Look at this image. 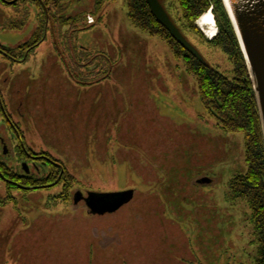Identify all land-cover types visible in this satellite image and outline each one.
<instances>
[{
	"label": "rangeland",
	"instance_id": "374dc122",
	"mask_svg": "<svg viewBox=\"0 0 264 264\" xmlns=\"http://www.w3.org/2000/svg\"><path fill=\"white\" fill-rule=\"evenodd\" d=\"M159 1L204 61L231 77L222 50L183 30L177 0ZM63 4L59 16L86 20L64 26L50 12L27 61L0 54L7 113L35 151L19 156V133L3 117L0 159L20 176L51 175L36 190L0 174V264H254L251 210L230 189L248 171L244 134L218 126L183 60L132 23L124 0ZM39 13L32 0L0 2V44L29 42ZM41 152L74 180L50 171ZM91 193L132 198L95 215L76 203Z\"/></svg>",
	"mask_w": 264,
	"mask_h": 264
},
{
	"label": "trees",
	"instance_id": "16d2710c",
	"mask_svg": "<svg viewBox=\"0 0 264 264\" xmlns=\"http://www.w3.org/2000/svg\"><path fill=\"white\" fill-rule=\"evenodd\" d=\"M23 1L24 0L12 1L15 3L11 6L17 7ZM124 1L127 4L128 15L132 23L142 32L165 41L171 48L174 56L177 59L183 60L187 72L193 75L197 80L200 98L204 107L209 114L217 120L218 126L226 132L244 134L245 156L248 171L244 175L236 176L230 182L231 197L236 201H246L251 210V223L254 228L255 236L253 242L257 245L254 264H264V138L259 110L248 68L222 1L177 0L182 11V20L184 23L183 30H188L204 38L206 43L211 47L222 50L232 62L233 75L231 77L227 76L219 69L210 66L205 61L198 60L193 54L182 47L171 33L156 19L147 0ZM0 2L3 5H8L2 0H0ZM32 2L36 3L38 9L42 13V17H40V13L39 17L44 19L41 22L42 25L38 26L34 37L29 42L16 48L0 44V54L14 62L27 61L32 54H35L38 46L44 41L45 34L48 33L47 20L51 17L50 12H58V16H54H56L57 22L64 26L86 20L83 14L70 18L59 16L60 13L65 11L63 0H36ZM97 4L99 7L102 5L100 2ZM210 9H212L219 27L218 35L211 40L204 37L196 24L199 18ZM23 25L24 24L21 26ZM180 31L182 32L181 29ZM3 117L9 124L16 128L19 133L18 141L20 146L17 147L19 156L25 155L29 158L32 154L34 155L35 151L25 144L22 132L12 122L8 115L0 93V120ZM40 155L44 157L41 158V160L46 162L47 166L50 165V167L66 169L62 162L54 159L49 154L41 152ZM49 158L53 160L50 161ZM0 172L3 179L6 178V180L10 182H13L12 180L17 181L16 185L23 188L28 186V188L33 187V189L36 190H43L47 182L51 180V175L47 176L48 179L20 176L18 172L10 168V166L1 159ZM63 173L68 174L70 179L74 180L73 175L69 171H63Z\"/></svg>",
	"mask_w": 264,
	"mask_h": 264
},
{
	"label": "water",
	"instance_id": "95a60500",
	"mask_svg": "<svg viewBox=\"0 0 264 264\" xmlns=\"http://www.w3.org/2000/svg\"><path fill=\"white\" fill-rule=\"evenodd\" d=\"M6 1V0H3ZM233 26L243 53L259 110L264 138V0H221ZM156 19L171 33L182 47L198 60L204 61L197 49L173 23L159 0H147ZM12 4V2L10 3ZM132 198V193H91L85 202L92 214L102 215L121 209ZM82 200L76 198V203Z\"/></svg>",
	"mask_w": 264,
	"mask_h": 264
},
{
	"label": "bare ground",
	"instance_id": "6f19581e",
	"mask_svg": "<svg viewBox=\"0 0 264 264\" xmlns=\"http://www.w3.org/2000/svg\"><path fill=\"white\" fill-rule=\"evenodd\" d=\"M197 25L203 30L205 35L210 39L214 38L217 33V24L215 23L212 12L205 13L197 22Z\"/></svg>",
	"mask_w": 264,
	"mask_h": 264
},
{
	"label": "flooded vegetation",
	"instance_id": "af4514ba",
	"mask_svg": "<svg viewBox=\"0 0 264 264\" xmlns=\"http://www.w3.org/2000/svg\"><path fill=\"white\" fill-rule=\"evenodd\" d=\"M25 1V0H24ZM32 1H36V0H32ZM48 22V20H47ZM50 171H69L67 168L66 169H60V168H55L54 170L52 169H49ZM24 171H26V173L29 175L30 174V170L29 168H27L26 166H24ZM46 171V170H45ZM30 176V175H29ZM81 201H84L85 202V198L82 199ZM86 203V202H85ZM87 205V204H86ZM88 207V206H87ZM89 209V208H88Z\"/></svg>",
	"mask_w": 264,
	"mask_h": 264
},
{
	"label": "built area",
	"instance_id": "2783aa9c",
	"mask_svg": "<svg viewBox=\"0 0 264 264\" xmlns=\"http://www.w3.org/2000/svg\"><path fill=\"white\" fill-rule=\"evenodd\" d=\"M93 22H94L93 18H89V23H93Z\"/></svg>",
	"mask_w": 264,
	"mask_h": 264
}]
</instances>
